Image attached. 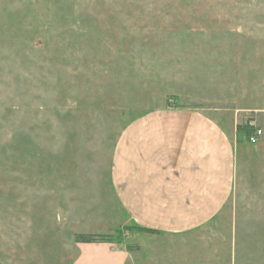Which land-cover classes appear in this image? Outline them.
I'll return each instance as SVG.
<instances>
[{"label": "rangeland", "instance_id": "374dc122", "mask_svg": "<svg viewBox=\"0 0 264 264\" xmlns=\"http://www.w3.org/2000/svg\"><path fill=\"white\" fill-rule=\"evenodd\" d=\"M163 109L220 127L232 179L207 218L153 233L111 173ZM0 264H264V0H0Z\"/></svg>", "mask_w": 264, "mask_h": 264}, {"label": "crops", "instance_id": "0c3cea01", "mask_svg": "<svg viewBox=\"0 0 264 264\" xmlns=\"http://www.w3.org/2000/svg\"><path fill=\"white\" fill-rule=\"evenodd\" d=\"M113 164L115 195L132 219L142 227L184 230L229 193L233 147L201 113L163 109L126 127Z\"/></svg>", "mask_w": 264, "mask_h": 264}, {"label": "trees", "instance_id": "16d2710c", "mask_svg": "<svg viewBox=\"0 0 264 264\" xmlns=\"http://www.w3.org/2000/svg\"><path fill=\"white\" fill-rule=\"evenodd\" d=\"M244 130L246 133V137L249 136L250 131L244 126ZM140 230L158 233L159 230L155 228H147L139 226ZM111 235L108 234H100V233H76L74 236L75 242H82V243H96V242H112Z\"/></svg>", "mask_w": 264, "mask_h": 264}, {"label": "built area", "instance_id": "2783aa9c", "mask_svg": "<svg viewBox=\"0 0 264 264\" xmlns=\"http://www.w3.org/2000/svg\"><path fill=\"white\" fill-rule=\"evenodd\" d=\"M246 128L250 131V134L247 137L248 141L251 143H255L258 140L259 135L261 134V129L253 125L252 122H250L249 125L246 124Z\"/></svg>", "mask_w": 264, "mask_h": 264}]
</instances>
